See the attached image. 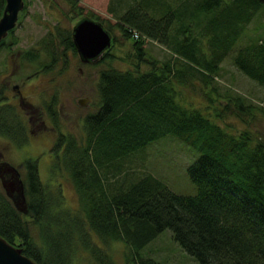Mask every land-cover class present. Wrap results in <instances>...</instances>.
<instances>
[{
	"label": "trees",
	"instance_id": "obj_1",
	"mask_svg": "<svg viewBox=\"0 0 264 264\" xmlns=\"http://www.w3.org/2000/svg\"><path fill=\"white\" fill-rule=\"evenodd\" d=\"M129 2L115 27L133 41L138 63L132 70L111 65L99 70L98 110L85 118L83 137L62 138L60 161L52 166L68 175L78 208L63 209L60 190L44 186L37 166L27 163L26 213L0 188V237L36 264H73L78 250L89 253V264H115L97 241L107 247L124 243L131 251L126 264H159L140 252L169 230L198 264H264V143L247 131H226L176 98L177 88L194 87L195 82L212 92V103L221 98L216 80L228 58L264 89V37L240 45L264 6L257 0ZM104 28L111 34V27ZM133 32L139 40L130 37ZM48 38L43 45L52 64L59 55L54 37ZM57 39L75 54L70 33ZM147 40L165 47L170 58H146ZM24 58L38 57L27 51ZM112 58L107 51L100 64ZM223 100V112L231 106L241 113L247 108L243 97L227 94ZM257 109L264 116V104ZM215 116L222 118L221 112ZM13 128L23 132V118L14 107L0 105V135L11 138ZM166 136L199 153L187 170L196 187L193 196L173 193L150 174L126 180L132 173H126L124 161Z\"/></svg>",
	"mask_w": 264,
	"mask_h": 264
},
{
	"label": "rangeland",
	"instance_id": "obj_2",
	"mask_svg": "<svg viewBox=\"0 0 264 264\" xmlns=\"http://www.w3.org/2000/svg\"><path fill=\"white\" fill-rule=\"evenodd\" d=\"M73 1L75 3L68 0H23L24 8L19 15L20 20L17 27L4 42L7 45H13L14 48L0 52V85L1 82L8 83L10 86L20 84L26 75L43 70L50 64V58L43 46V41L49 39V35L54 37L57 45L59 43L57 38L70 33L73 26L84 17L97 21L104 27H111L112 45L108 52L113 56L112 61L107 60L105 64H100L102 60L100 59L86 65L81 63L78 56L74 55L72 51L64 50L63 45H57L59 64L56 63L57 65L49 69V73L36 74L23 87L25 100L36 107L41 106L42 111L55 96L54 104L60 110L62 129H66L72 136L80 139L83 137L82 129L85 118L95 113L99 107L100 101L97 95L99 70L108 65L122 71L132 70L138 63V58L133 41L125 39L121 30L115 27L118 22L117 16L127 9L130 0ZM113 35L116 37V42L113 41ZM251 37H264V9L260 10L249 23L240 45L247 43L246 41ZM31 49L37 50L39 59L32 63L22 62L20 56ZM143 50L146 53V58H153L158 62H164L171 56L165 47L149 40L145 41ZM18 54L19 56H17ZM6 66L14 71V75L2 74ZM145 67L144 65L143 68L146 69ZM218 75L216 82L220 88L219 96L221 98H217L214 103H212V92L206 88L202 89L196 82L194 87L177 88V101L184 108L200 111L204 117L222 126L230 133L239 135V133L247 131L254 140L264 143V116L257 109L263 107L264 89L240 74L229 58L221 64V71ZM3 77L4 79H2ZM227 94L243 97L248 109L245 108V111L241 113L242 111L232 109L231 106L229 112H223V98ZM80 101L85 103V106H80ZM32 109V107L26 109L23 113L29 115ZM20 112L22 114V111ZM218 112H221L222 118L215 116ZM47 124H50L49 121ZM48 133L46 132V134ZM47 136L49 137V134ZM49 141L40 137L31 140L32 152L29 145L23 149L17 147L14 150L13 144L9 140L0 139V151L4 154L6 162L18 168L23 160H28L33 155L37 156L39 178L42 184L53 189L55 193L60 190V195L63 198L62 208L75 211L78 208V198L68 175L63 170L53 168V164L47 163V160L52 157L50 151L41 152L50 146ZM16 150L19 151V155ZM198 157V151L184 144L178 138L166 136L132 154L124 161L123 168L126 173H132L126 178L127 182L132 177L138 179L144 174H150L164 183L173 193L193 196L196 194V187L189 181L187 170L198 160ZM33 237L36 242H40L39 231L34 230ZM91 239L96 243L95 237L91 236ZM97 243L111 255L115 264H126V256H129L131 251L124 243L114 242L108 247L102 245L100 241ZM78 251L73 264H89V253ZM140 257H149L159 264H198L193 258L186 255L173 240L169 230L162 232L148 244L140 252Z\"/></svg>",
	"mask_w": 264,
	"mask_h": 264
},
{
	"label": "flooded vegetation",
	"instance_id": "obj_3",
	"mask_svg": "<svg viewBox=\"0 0 264 264\" xmlns=\"http://www.w3.org/2000/svg\"><path fill=\"white\" fill-rule=\"evenodd\" d=\"M1 1L3 3L2 4L3 5L2 11H3L5 8V0H0V2ZM2 11L0 14V18L2 17V14H3ZM20 13H19V15H20ZM19 20L20 19L18 16L17 24H18ZM17 24H16V27H17ZM13 31L14 30L10 31L8 33L7 37ZM71 32H72V29L70 31V37H71ZM52 35H54V34L52 33ZM50 36L51 35H49L48 37H50ZM6 38L4 40L0 41V52L1 51L4 52V50H9V49L14 48L13 45L11 46V45H7L6 43H4ZM51 38H53V37L51 36ZM71 40H72V38H71ZM57 45L60 46V43H57ZM64 50H66V49H64ZM29 51L36 53V56L38 57L37 60L39 59V55H38L37 50L31 49ZM25 53L23 54V56H20L22 62H24V61H26L27 63L28 62L29 63L36 62V61L24 60L25 59L24 58ZM74 55L78 56L76 49H75ZM17 56H19V54ZM58 61L53 62L52 64L50 62V64L45 66L43 70H38L37 72H35L31 75H26L25 78L23 79V81L20 82V84H14V85L10 86V85H8V83L4 84L1 82V85H0V92L2 94L1 95L2 99H1L0 105H2V106L7 105V106L14 107L16 109V111L20 114V116H22L23 123H24L23 132H19L17 129L13 128L9 131L12 132L13 134L15 133V135H13L11 138L0 135V139L9 140L10 143L13 144L12 148H14V150L17 149V147L20 149H23L27 145H29V147H30L31 146L30 145L31 140H36L39 137L41 139H48V140H50L49 141L50 146H47L41 152L50 151V154L52 153V157L49 160H47V163L53 164V165L56 163H59L60 158H61L63 145L60 144V141L62 140V138L66 139L69 136L72 137V134L68 133L66 129L65 130L62 129L61 119H60L61 114H59L60 110H59V107L56 106V104H54L55 103V96H53L52 101L48 105L45 106V110L42 111L41 106L36 107L31 102L25 100L26 97H25V95H23V87L26 85V83H28L30 81V79H33L36 76V74L39 75L40 73H44V74L49 73L50 72L49 69H52L55 65L59 64ZM5 73H9V75H14V71L9 69L8 66H6L5 70H3V72H2V74H4V75H5ZM2 79H4V77ZM34 89H32V90H34ZM39 99H40V96H39ZM31 107L33 109L30 111L29 115H27V114L25 115L23 113L24 110L29 109ZM18 108H21V109H18ZM20 111H22V114ZM46 120L49 121V123H50L49 125L47 124ZM46 132H49L48 133L49 137L47 136L48 134H46ZM58 140H59V143L57 142ZM30 150H31V147H30ZM16 152H18V155H19V151L16 150ZM40 153H38V154H40ZM36 158H37V156L33 155L30 159L23 160L20 163V167L18 168V167L13 166L12 164L6 162L4 154L0 151V183L2 180L7 181V182L17 180L16 174H14L12 169H10V167H9V166H11V167L15 168L16 171H18L20 179H21L23 186H24V179L23 178H24V173H25V166L27 163H32V164H35L37 166L38 161ZM18 160H20V158H18ZM37 169H38V166H37ZM38 173H39V171H38ZM0 188H1V190H3L1 184H0ZM24 196H25V194H24ZM10 200H12V202L15 203V201H17L16 195L13 194L12 199H10ZM24 206L25 205H23L22 207H24Z\"/></svg>",
	"mask_w": 264,
	"mask_h": 264
},
{
	"label": "water",
	"instance_id": "obj_4",
	"mask_svg": "<svg viewBox=\"0 0 264 264\" xmlns=\"http://www.w3.org/2000/svg\"><path fill=\"white\" fill-rule=\"evenodd\" d=\"M264 6V0H257ZM23 0H5V8L0 18V41L5 39L8 33L16 27L18 16L23 11ZM111 34L106 31L104 26L90 18L80 19L72 28L71 38L78 54L79 60L83 64L99 61L103 55L111 48ZM85 106L82 101L79 103ZM16 174L17 180L1 181L2 189L6 196L12 199L15 194L17 201L15 207L22 213H26V200L24 196V186L18 171L9 166ZM25 205L24 207H22ZM22 207V208H21ZM0 264H36L22 254L19 248L9 245L0 237Z\"/></svg>",
	"mask_w": 264,
	"mask_h": 264
},
{
	"label": "built area",
	"instance_id": "obj_5",
	"mask_svg": "<svg viewBox=\"0 0 264 264\" xmlns=\"http://www.w3.org/2000/svg\"><path fill=\"white\" fill-rule=\"evenodd\" d=\"M139 36H140V35H139L138 33L133 32L132 35H131L130 37H131L133 40H136V41H137V40H139V38H140Z\"/></svg>",
	"mask_w": 264,
	"mask_h": 264
}]
</instances>
